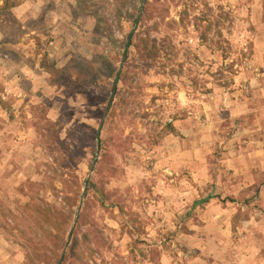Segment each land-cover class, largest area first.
Returning <instances> with one entry per match:
<instances>
[{
	"label": "rangeland",
	"instance_id": "1",
	"mask_svg": "<svg viewBox=\"0 0 264 264\" xmlns=\"http://www.w3.org/2000/svg\"><path fill=\"white\" fill-rule=\"evenodd\" d=\"M142 3L23 0L0 13V264H29L23 243L33 234L18 207L56 201L47 125L60 121L61 137L81 148L88 192L107 110L98 160L112 156L106 189L123 209L95 208L100 243L84 246L83 264H264V0H148L152 18L132 39L149 35L158 56L144 62L129 47L117 87L128 98L115 107L116 93L108 108L99 91L110 99ZM103 56L113 65L100 66L91 106L48 72V61L69 72ZM149 248L160 251L155 261L141 255Z\"/></svg>",
	"mask_w": 264,
	"mask_h": 264
},
{
	"label": "trees",
	"instance_id": "2",
	"mask_svg": "<svg viewBox=\"0 0 264 264\" xmlns=\"http://www.w3.org/2000/svg\"><path fill=\"white\" fill-rule=\"evenodd\" d=\"M22 2L23 0H2L0 13H11L12 10L21 5ZM150 7L151 5L147 0L142 17L143 21L152 18V10ZM117 11H120L119 7H117ZM140 11L141 9L138 8L136 14H134L131 19L132 22L136 21ZM124 46L125 41L120 47V52L118 53L119 59L123 55L122 50H124ZM130 46L135 48L138 57L144 62H149L152 59L155 60L158 56L155 41L151 39L149 35L142 37L138 34L136 42L134 43L132 39ZM129 53L130 50L128 49L126 53L127 57ZM111 62V59L106 56L102 57V63H100L99 66L94 64V60H76L73 63V69L69 70V72L58 69L54 61H48L47 64L49 74L57 82L62 83L68 88L70 97L84 94L88 99L87 103L89 105L92 104V101H95L91 93L93 86L103 70L100 69V66L109 68L113 65ZM111 71H113V69ZM110 92L111 90L107 91L104 88L100 89L98 97V100H100L99 104L108 102ZM116 93L117 96L113 103L115 107L118 106L120 101L126 102L128 98V95H126V98L124 95H120L118 90ZM118 96L119 99H117ZM88 112L93 114L90 118H101V116L96 115L97 110L89 108ZM86 127L88 130H92L91 126L86 125ZM168 128L171 132L174 131L172 125H168ZM46 130L47 132L44 134V149L48 155L55 158V163H57L55 173L60 177V187L53 181L57 176L52 177L47 186L56 198L54 203H51L43 197H31L30 201L18 207L21 219L24 223L29 224L33 234L32 236L25 235V242L23 243V247L26 250L27 262L29 264H56L58 262L68 233L75 220L83 190V183L79 176V157L81 156V148H79V145L76 143L72 144L67 139L61 137L62 124L60 121L49 123ZM69 138H73L74 141L78 138L80 139V137H77L75 134L72 135V131H69ZM94 173L62 264H83L85 262L84 246L91 242L93 244L100 243L101 232L94 219L95 208L97 206H105L107 201L112 200V194L106 189V184L115 174L113 158L108 151L105 150V152L101 154L94 168ZM64 175H67V178H64ZM64 188L66 190L65 193ZM92 188L93 193L91 195L90 190ZM57 200L60 201L57 202ZM110 204L112 207H117L120 210L123 209L120 199L110 201ZM143 231L144 229H139V232ZM128 234L133 236L134 231L128 228ZM135 242L137 243V241ZM140 252L143 257H148L149 255L153 261H155L156 257H160V251L157 248L142 249ZM156 264L161 263L158 262Z\"/></svg>",
	"mask_w": 264,
	"mask_h": 264
},
{
	"label": "water",
	"instance_id": "3",
	"mask_svg": "<svg viewBox=\"0 0 264 264\" xmlns=\"http://www.w3.org/2000/svg\"><path fill=\"white\" fill-rule=\"evenodd\" d=\"M147 0H142V7H141V11L139 12L138 16H137V19L135 21V24L132 28V30L130 31L127 39H126V44H125V47H124V50H123V57H122V61H121V65L119 67V70H118V73L116 75V78H115V81H114V84H113V91H112V94H111V97L108 101V108L111 106V104L113 103V100H114V95L116 94V91H117V87H118V83L120 81V76H121V72H122V68H123V65H124V62H125V59H126V53H127V50L129 49L130 47V43H131V40H132V37L134 35V33L136 32L137 28H138V25L140 23V20L142 18V15H143V11H144V7H145V3H146ZM108 113V110L106 111L105 113V116L103 118V120L101 121L100 125H99V128L97 130V141H98V146H97V157L95 158V160L93 161V165L91 167V173L94 171V168L97 164V161H98V156H99V153H100V138H101V131H102V128H103V124H104V121H105V117ZM89 182V177L86 179L85 181V184L83 185V190H82V197H81V202L79 204V207H78V210H77V213H76V216H75V220L73 222V225L68 233V236H67V239H66V242H65V245H64V248H63V251L60 255V258L58 260V262L56 264H62L63 261H64V258L66 256V253H67V249H68V246L71 242V239H72V236H73V232L75 230V227H76V224H77V221L79 219V216H80V211H81V208H82V205H83V202H84V199H85V196H86V193H87V184Z\"/></svg>",
	"mask_w": 264,
	"mask_h": 264
},
{
	"label": "crops",
	"instance_id": "4",
	"mask_svg": "<svg viewBox=\"0 0 264 264\" xmlns=\"http://www.w3.org/2000/svg\"><path fill=\"white\" fill-rule=\"evenodd\" d=\"M24 5H25V4H23L22 6H24ZM28 5H29V4H28ZM28 5H27V6H28ZM18 7H21V6H18ZM28 8H30V7H28ZM28 8H27V9H28ZM14 9H15V10H18L17 8H14Z\"/></svg>",
	"mask_w": 264,
	"mask_h": 264
}]
</instances>
